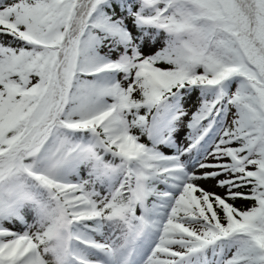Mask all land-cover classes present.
Listing matches in <instances>:
<instances>
[{
	"label": "snow or ice",
	"instance_id": "snow-or-ice-1",
	"mask_svg": "<svg viewBox=\"0 0 264 264\" xmlns=\"http://www.w3.org/2000/svg\"><path fill=\"white\" fill-rule=\"evenodd\" d=\"M0 264H264V0H0Z\"/></svg>",
	"mask_w": 264,
	"mask_h": 264
},
{
	"label": "trees",
	"instance_id": "trees-1",
	"mask_svg": "<svg viewBox=\"0 0 264 264\" xmlns=\"http://www.w3.org/2000/svg\"><path fill=\"white\" fill-rule=\"evenodd\" d=\"M237 206L238 207H242V208H244L245 206H248L247 204H245V203H243V202H237Z\"/></svg>",
	"mask_w": 264,
	"mask_h": 264
},
{
	"label": "rangeland",
	"instance_id": "rangeland-1",
	"mask_svg": "<svg viewBox=\"0 0 264 264\" xmlns=\"http://www.w3.org/2000/svg\"><path fill=\"white\" fill-rule=\"evenodd\" d=\"M206 186L210 187V185H206ZM216 191H220V190L219 189H216ZM245 207H247V206H245Z\"/></svg>",
	"mask_w": 264,
	"mask_h": 264
}]
</instances>
